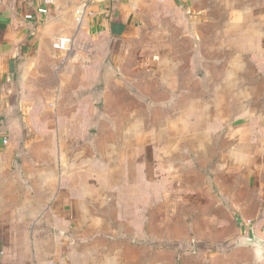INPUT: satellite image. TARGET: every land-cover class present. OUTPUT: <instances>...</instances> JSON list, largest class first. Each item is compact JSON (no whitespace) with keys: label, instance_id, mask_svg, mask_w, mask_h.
I'll use <instances>...</instances> for the list:
<instances>
[{"label":"crops","instance_id":"0c3cea01","mask_svg":"<svg viewBox=\"0 0 264 264\" xmlns=\"http://www.w3.org/2000/svg\"><path fill=\"white\" fill-rule=\"evenodd\" d=\"M152 4L0 0V264H264V38L240 51L239 71L223 55L216 69L202 61L196 99L186 87L187 107L217 108L201 117L217 124L199 136L216 139L207 163L147 169L142 150L116 177L103 156L114 150L101 128L114 121L115 46Z\"/></svg>","mask_w":264,"mask_h":264},{"label":"rangeland","instance_id":"374dc122","mask_svg":"<svg viewBox=\"0 0 264 264\" xmlns=\"http://www.w3.org/2000/svg\"><path fill=\"white\" fill-rule=\"evenodd\" d=\"M144 14L143 26L115 46L120 54L114 59V121L103 123L101 129L114 132V150L103 156L112 159L116 177L123 174L118 162L128 155L137 157L142 150L146 164L151 162L147 169H152L155 161L174 169L183 157L194 165L207 163L212 157L207 155L209 144L216 139L199 136L216 129L217 124L204 123L201 117L217 108L200 107V102L199 107H187L186 87L193 83L196 99L201 95L202 61L210 60L206 66L216 69L217 56L223 55L230 73L236 67L239 71L240 51L261 50L260 39L264 38V0H155ZM129 132L133 135L125 139L123 133ZM140 132H146L145 146L137 139ZM190 132L194 150L188 149L192 146ZM180 140L188 147L174 149ZM103 142L106 145L105 139ZM197 169H191L196 181L201 180Z\"/></svg>","mask_w":264,"mask_h":264},{"label":"built area","instance_id":"2783aa9c","mask_svg":"<svg viewBox=\"0 0 264 264\" xmlns=\"http://www.w3.org/2000/svg\"><path fill=\"white\" fill-rule=\"evenodd\" d=\"M46 3H48V0H46ZM47 8L45 6H41L37 9L36 13L44 14L47 13ZM36 14L34 12L27 13L26 18L33 19ZM70 38L68 37H60L56 40L55 46L57 48H66V46L69 44Z\"/></svg>","mask_w":264,"mask_h":264},{"label":"water","instance_id":"95a60500","mask_svg":"<svg viewBox=\"0 0 264 264\" xmlns=\"http://www.w3.org/2000/svg\"><path fill=\"white\" fill-rule=\"evenodd\" d=\"M254 242H255L256 244L262 246V247H263V250H264V240H263V239H260V238L255 237V238H254Z\"/></svg>","mask_w":264,"mask_h":264}]
</instances>
